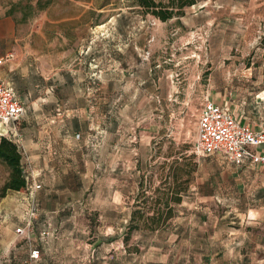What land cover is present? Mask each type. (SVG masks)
<instances>
[{
	"label": "rangeland",
	"instance_id": "374dc122",
	"mask_svg": "<svg viewBox=\"0 0 264 264\" xmlns=\"http://www.w3.org/2000/svg\"><path fill=\"white\" fill-rule=\"evenodd\" d=\"M6 7L7 0H0V53L12 50V62L29 65L34 89L31 97L18 93L27 108L15 122L17 128L24 127L34 144L39 137L63 151L60 139L71 118L61 109H47L61 103L56 92L50 96L46 91L45 81H63L71 74L84 93L77 172L56 187L59 195L50 201L44 199L42 186L36 191L41 204L31 201L26 190L10 191L0 200V264H264V250L251 249L257 229L248 223L259 216L257 207L264 210V170L249 169L247 177L243 168L217 154L193 151L204 67L187 59L179 64L175 58L187 48L175 47L169 34L153 39V33L161 26L168 30L170 24L143 16L131 0H53L27 22L5 14ZM236 28L243 29L228 26ZM220 52L207 50V57ZM10 63L0 68V75L13 85ZM217 69L207 64V91L209 72ZM147 71L152 80L141 91L139 82ZM97 83L110 91L101 98L107 112L99 115L91 92ZM223 84L217 70L209 99L223 100ZM228 84L232 90L237 86ZM225 101L235 110L264 113V96L238 92ZM130 144L132 155L147 158L141 168L128 157ZM193 164L181 203L171 204L173 215L155 231H133L125 244L139 177L146 185L147 203L155 202L165 190V177L172 182L175 168ZM29 216V226L15 232ZM33 248L39 259L29 261Z\"/></svg>",
	"mask_w": 264,
	"mask_h": 264
},
{
	"label": "crops",
	"instance_id": "0c3cea01",
	"mask_svg": "<svg viewBox=\"0 0 264 264\" xmlns=\"http://www.w3.org/2000/svg\"><path fill=\"white\" fill-rule=\"evenodd\" d=\"M154 19L161 25H171L168 30H164L163 26H161L158 29L159 33H153L154 40L157 39L155 34H169L175 47H180V45L184 44L187 48L186 51H182L175 58L179 64H184L187 59L195 66L204 67L203 87L200 90L201 105L205 100H211L209 99V93L211 92L212 74L218 70L221 74V81L225 82V86L224 84L221 85V90H219V96L223 100L217 103L228 107L240 123L264 124V113L257 111L250 114L239 109L235 110L225 101L226 98L232 97L238 92H243L244 96L251 93L257 97L264 96V27L261 31H258L259 24L264 21V0H195L193 4L186 6L183 13L179 16L172 17L167 21ZM232 24L241 26L243 29L236 28L231 31L228 26ZM259 33H261L260 38L257 37ZM149 44L151 43L149 42ZM152 44L157 45V42ZM182 49L180 47V50ZM207 50L210 53L215 50L221 52L219 57L212 58L207 57ZM207 64L219 67L216 71L211 70L209 72L208 91ZM8 67L13 78V85L11 86L15 92L18 94L20 91L24 98L31 97L34 89L32 87V71L29 65L24 61L20 62V60H17L10 63ZM149 74L147 71L145 79L139 82L141 91H144V87L152 80L148 77ZM77 79V76L66 74V78L63 81L57 80L56 77H50L48 81H45L46 91L50 93V96H52L53 92H56L57 96H60L61 103L58 107L50 106L47 109L50 111L61 109L66 116L71 118L64 127L65 138L60 139L63 151L60 150L62 148L59 146L54 145L52 147L49 141L38 140L39 137H36L37 142L34 144L32 139L28 138L30 135L27 134L26 129L24 127L18 128L20 131L18 146L22 151V164L27 184H39L40 187L42 186L46 201H50L53 194L59 195L56 187L62 184L66 178L67 180L73 179L74 174L77 172V160L75 157L82 146V140L78 139V136L81 131L79 114L82 112L81 105L84 93L78 86ZM228 83L236 84L237 86L233 90L228 89ZM91 92L93 98L97 99L95 108L98 115L106 113L105 108L107 105L103 103L104 101H101V98L109 95V88H101L100 84L97 83L92 86ZM18 97L23 101L26 110L27 106L23 97L20 94H18ZM41 137L45 138L46 136L44 134ZM132 146L130 144L128 157L130 161L138 162L141 168L142 164L146 163L147 158L143 157L142 154L139 157L132 155ZM67 157L71 159L67 160ZM237 167L243 168L241 173L247 177L251 176L249 169L255 171L264 170V166L260 164ZM254 174L256 175L257 173L254 172ZM255 175L253 176L255 180L263 179L261 176L256 177ZM53 187L55 188L53 189ZM60 192L62 193L61 190ZM33 196L30 200H35L39 203L40 198L37 192L36 196L35 193ZM257 209L261 211L259 216L250 218L248 223L254 224L253 226L257 229V236L251 242V249L262 253L264 250V210L262 207H257ZM246 242L247 240L242 241V247L245 255L248 256L250 248Z\"/></svg>",
	"mask_w": 264,
	"mask_h": 264
},
{
	"label": "trees",
	"instance_id": "16d2710c",
	"mask_svg": "<svg viewBox=\"0 0 264 264\" xmlns=\"http://www.w3.org/2000/svg\"><path fill=\"white\" fill-rule=\"evenodd\" d=\"M52 2L53 0H7L5 14L13 16L19 22H27L45 10ZM131 2L143 16L150 15L160 21H167L181 15L184 8L193 4L195 0H131ZM16 14H19L18 19H16ZM195 168L194 164L188 169H184L183 166L175 168L172 173L173 181H166L165 177V182H163L165 190L155 202L150 203H147L148 196L145 193L146 185L143 177H139L138 189L133 201L135 208L125 226L123 235L125 244L133 231L152 232L165 224L167 219L173 215L171 204L181 203ZM27 186L21 149L13 139L0 135V200L10 191H23ZM150 210L152 213L149 215Z\"/></svg>",
	"mask_w": 264,
	"mask_h": 264
},
{
	"label": "built area",
	"instance_id": "2783aa9c",
	"mask_svg": "<svg viewBox=\"0 0 264 264\" xmlns=\"http://www.w3.org/2000/svg\"><path fill=\"white\" fill-rule=\"evenodd\" d=\"M257 37L260 38L261 33ZM14 58L15 52L12 50L0 54V67L12 62ZM24 111L23 101L9 82L0 75V135L13 139L17 145L20 133L15 122ZM193 151L203 156L217 154L235 166L257 164L264 166V124L240 123L228 107L212 100H205L197 119ZM39 188V184H28L26 191L33 197ZM32 215L33 212L30 216ZM30 216L23 226L15 228V232L22 233L24 228L29 226ZM38 258L39 250L30 249L28 260L36 261Z\"/></svg>",
	"mask_w": 264,
	"mask_h": 264
}]
</instances>
